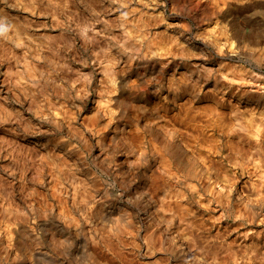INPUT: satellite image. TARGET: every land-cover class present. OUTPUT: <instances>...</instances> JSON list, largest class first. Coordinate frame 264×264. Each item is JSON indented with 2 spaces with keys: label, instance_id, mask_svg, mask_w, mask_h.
<instances>
[{
  "label": "clouds",
  "instance_id": "1",
  "mask_svg": "<svg viewBox=\"0 0 264 264\" xmlns=\"http://www.w3.org/2000/svg\"><path fill=\"white\" fill-rule=\"evenodd\" d=\"M0 264H264V0H0Z\"/></svg>",
  "mask_w": 264,
  "mask_h": 264
}]
</instances>
